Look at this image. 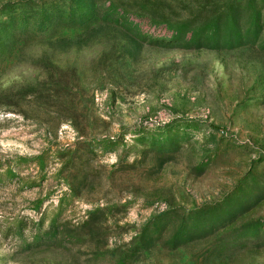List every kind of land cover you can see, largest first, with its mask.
Segmentation results:
<instances>
[{"label":"rangeland","instance_id":"obj_1","mask_svg":"<svg viewBox=\"0 0 264 264\" xmlns=\"http://www.w3.org/2000/svg\"><path fill=\"white\" fill-rule=\"evenodd\" d=\"M0 264H264V0H0Z\"/></svg>","mask_w":264,"mask_h":264},{"label":"trees","instance_id":"obj_2","mask_svg":"<svg viewBox=\"0 0 264 264\" xmlns=\"http://www.w3.org/2000/svg\"><path fill=\"white\" fill-rule=\"evenodd\" d=\"M79 10H81V9L80 8H76V11H79ZM53 12H56V10H53ZM82 13L79 12V15H75V18H78L79 19V17L81 16ZM38 26H39V27H37L38 30H40V31H44L45 30L46 27H45V21L43 20V18H41L38 21ZM113 143L114 142L109 141V140L103 141V144H105L106 146H110ZM35 159H36V162H37L38 167L40 169H43L44 168V165H45V162H44V159L42 158V156L41 155H38ZM12 170H13V168L12 169H8V170H6V173L9 174V175H11L12 174Z\"/></svg>","mask_w":264,"mask_h":264}]
</instances>
